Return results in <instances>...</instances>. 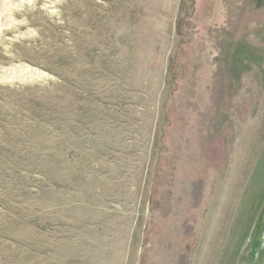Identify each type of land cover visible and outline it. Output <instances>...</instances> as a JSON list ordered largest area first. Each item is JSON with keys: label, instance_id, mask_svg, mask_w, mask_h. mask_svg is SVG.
Returning <instances> with one entry per match:
<instances>
[{"label": "rangeland", "instance_id": "1", "mask_svg": "<svg viewBox=\"0 0 264 264\" xmlns=\"http://www.w3.org/2000/svg\"><path fill=\"white\" fill-rule=\"evenodd\" d=\"M61 2L0 0V73L50 75L0 82V264H211L264 130V0Z\"/></svg>", "mask_w": 264, "mask_h": 264}, {"label": "water", "instance_id": "2", "mask_svg": "<svg viewBox=\"0 0 264 264\" xmlns=\"http://www.w3.org/2000/svg\"><path fill=\"white\" fill-rule=\"evenodd\" d=\"M211 264H264V130Z\"/></svg>", "mask_w": 264, "mask_h": 264}, {"label": "bare ground", "instance_id": "3", "mask_svg": "<svg viewBox=\"0 0 264 264\" xmlns=\"http://www.w3.org/2000/svg\"><path fill=\"white\" fill-rule=\"evenodd\" d=\"M28 6L31 8H34L36 5V2L38 0H27ZM43 3V8L46 10L50 15H55L57 13L56 8L57 5L61 2V0H39ZM62 3V2H61ZM24 7V5L19 6ZM21 8V9H23ZM19 8V11L21 10ZM12 11L10 8V5L8 3H4L3 6L0 7V18L3 15L5 11ZM14 13V12H13ZM13 13H9V17L7 18L8 24L10 25L12 23V15ZM24 22V21H23ZM15 23V22H13ZM21 23V22H20ZM19 23V24H20ZM17 23H15V26L18 28ZM2 27V26H0ZM3 28V27H2ZM1 28V29H2ZM0 29V32H1ZM1 35V33H0ZM50 78V75L47 73H44L36 68H33L26 64H16L11 67H5L3 68V71L0 73V82H8V83H14V82H20V83H30V82H42V80H46Z\"/></svg>", "mask_w": 264, "mask_h": 264}]
</instances>
